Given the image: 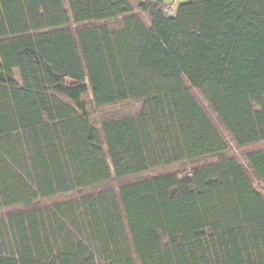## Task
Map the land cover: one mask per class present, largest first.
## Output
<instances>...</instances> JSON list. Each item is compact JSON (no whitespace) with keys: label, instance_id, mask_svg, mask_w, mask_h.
I'll list each match as a JSON object with an SVG mask.
<instances>
[{"label":"trees","instance_id":"1","mask_svg":"<svg viewBox=\"0 0 264 264\" xmlns=\"http://www.w3.org/2000/svg\"><path fill=\"white\" fill-rule=\"evenodd\" d=\"M167 8L0 0V264H264V0Z\"/></svg>","mask_w":264,"mask_h":264},{"label":"rangeland","instance_id":"2","mask_svg":"<svg viewBox=\"0 0 264 264\" xmlns=\"http://www.w3.org/2000/svg\"><path fill=\"white\" fill-rule=\"evenodd\" d=\"M168 1H175L174 4L171 5V7L173 9H175V7H177V2H179V1L180 2H187V1H190V0H168ZM135 2L140 3V0H135ZM139 107H140L139 103H133L131 109L132 110H137ZM108 110H109L110 113L114 112L116 114H121V113H124V112H126V111H128L130 109L124 108L122 106H116V107H113V108L109 107L108 109H106V111H108ZM90 111H91L92 115L94 117H96V118L100 117V115L104 114L99 109H96L94 104H91ZM226 138L228 139L229 145H230V148H229V151L227 152V154L237 157L239 159V161L242 164H244V165H246V161L244 159V154L245 153H247V152H249L251 150H254V149H259V148L264 149V142L261 143L258 146L248 147V148H245V149H240V148H238L236 146V144L232 140H230V138L227 135H226ZM216 159H217V156H206V157H203V158H200V159H195V160H191V161H182V162H179V163H176V164H172V165H169V166L158 167L156 169L150 170V171H148L146 173H143V174H140V175L130 176V177L124 178L121 181H113V182L109 183V186L118 187V185H120L121 183L138 180V179L145 178V177L157 176V175H161V174H170V173L184 174V173L189 172L190 170H192L193 168H195L197 166H202V165H205L207 163L214 162ZM255 182H256L257 186H260V183H259L258 180L255 179ZM99 188H103V186L99 187ZM70 197L71 196H69V197H59L57 199L47 200V201H44V202H46L47 204H50V203L52 204L53 202L60 201V200H63V199H70ZM8 211H11V210L10 209H3L2 210V212H4V213H6Z\"/></svg>","mask_w":264,"mask_h":264},{"label":"crops","instance_id":"3","mask_svg":"<svg viewBox=\"0 0 264 264\" xmlns=\"http://www.w3.org/2000/svg\"><path fill=\"white\" fill-rule=\"evenodd\" d=\"M146 1H161V2H163L167 7L173 5L174 2H175V1H168V0H140V3H142V2H146ZM187 2H188V1H187ZM181 3H185V2H180V1L177 2V7H175V13L177 12V8H178L179 4H181Z\"/></svg>","mask_w":264,"mask_h":264},{"label":"built area","instance_id":"4","mask_svg":"<svg viewBox=\"0 0 264 264\" xmlns=\"http://www.w3.org/2000/svg\"><path fill=\"white\" fill-rule=\"evenodd\" d=\"M167 14L169 15V16H174L175 15V9H173L171 6H169L168 8H167Z\"/></svg>","mask_w":264,"mask_h":264}]
</instances>
